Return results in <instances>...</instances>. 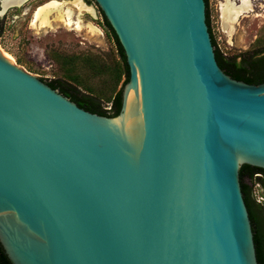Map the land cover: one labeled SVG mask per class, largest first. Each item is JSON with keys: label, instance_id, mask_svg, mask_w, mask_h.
I'll list each match as a JSON object with an SVG mask.
<instances>
[{"label": "water", "instance_id": "water-1", "mask_svg": "<svg viewBox=\"0 0 264 264\" xmlns=\"http://www.w3.org/2000/svg\"><path fill=\"white\" fill-rule=\"evenodd\" d=\"M95 1L130 67L118 114L81 107L0 49L9 259L259 264L240 169L264 168V82L221 68L206 0Z\"/></svg>", "mask_w": 264, "mask_h": 264}, {"label": "rangeland", "instance_id": "rangeland-1", "mask_svg": "<svg viewBox=\"0 0 264 264\" xmlns=\"http://www.w3.org/2000/svg\"><path fill=\"white\" fill-rule=\"evenodd\" d=\"M51 1L27 0L0 13V49L16 64L42 79L75 81L83 91L100 97L104 108L112 109V99L122 89L126 76L116 42L103 23L98 3L55 0L72 8L77 19L98 26L101 33H94L88 27L79 30L64 21H56L51 27L34 25L37 8ZM225 3L226 0H209L211 26L221 51L237 54L263 49L264 0H253L252 10L241 15L232 27H225L223 23ZM257 182H253L256 199L264 195V188Z\"/></svg>", "mask_w": 264, "mask_h": 264}, {"label": "trees", "instance_id": "trees-1", "mask_svg": "<svg viewBox=\"0 0 264 264\" xmlns=\"http://www.w3.org/2000/svg\"><path fill=\"white\" fill-rule=\"evenodd\" d=\"M206 14L213 44L216 47V58L221 68L231 77L248 83L259 84L264 82V48L242 51L237 54H227L218 47L217 40L211 26L209 0H206ZM101 10L104 25L109 29L116 42L118 52L122 59L123 74L126 76L124 84L130 79V67L127 62L125 50L119 37ZM2 25L0 24V30ZM53 88L76 101L81 107L101 115L114 116L119 113L122 104V89L112 99V109L104 108L102 99L92 92L83 91L73 80L45 79ZM242 191L249 210L252 222L256 252L259 264H264V202L256 201L253 192V182L258 181L264 188V168L243 164L240 169ZM264 194V192H263ZM0 264H13L0 242Z\"/></svg>", "mask_w": 264, "mask_h": 264}, {"label": "bare ground", "instance_id": "bare-ground-1", "mask_svg": "<svg viewBox=\"0 0 264 264\" xmlns=\"http://www.w3.org/2000/svg\"><path fill=\"white\" fill-rule=\"evenodd\" d=\"M26 1L27 0H3L1 12L5 13L11 6H19ZM252 6L253 0H226V3L222 7L224 26L232 27L241 15L252 10ZM87 7L94 13V10L90 8L89 5H87ZM77 18L72 8L67 7L64 2L53 0L37 8L33 24L39 27H51L56 21H64L66 24L74 26L79 30L88 27L89 30L94 33H101V29L98 26L91 22H83Z\"/></svg>", "mask_w": 264, "mask_h": 264}, {"label": "built area", "instance_id": "built-area-1", "mask_svg": "<svg viewBox=\"0 0 264 264\" xmlns=\"http://www.w3.org/2000/svg\"><path fill=\"white\" fill-rule=\"evenodd\" d=\"M257 185H258V186H261V184H260L259 182H257ZM257 200H258L259 202H263V200H264V195H258Z\"/></svg>", "mask_w": 264, "mask_h": 264}, {"label": "flooded vegetation", "instance_id": "flooded-vegetation-1", "mask_svg": "<svg viewBox=\"0 0 264 264\" xmlns=\"http://www.w3.org/2000/svg\"><path fill=\"white\" fill-rule=\"evenodd\" d=\"M254 196V195H253ZM256 201H257V199H256ZM259 202V201H258Z\"/></svg>", "mask_w": 264, "mask_h": 264}]
</instances>
